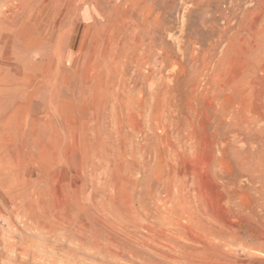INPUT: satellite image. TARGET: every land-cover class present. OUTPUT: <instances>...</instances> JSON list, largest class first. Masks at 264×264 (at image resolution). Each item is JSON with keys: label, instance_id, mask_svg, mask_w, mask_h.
Masks as SVG:
<instances>
[{"label": "rangeland", "instance_id": "374dc122", "mask_svg": "<svg viewBox=\"0 0 264 264\" xmlns=\"http://www.w3.org/2000/svg\"><path fill=\"white\" fill-rule=\"evenodd\" d=\"M0 264H264V0H0Z\"/></svg>", "mask_w": 264, "mask_h": 264}]
</instances>
